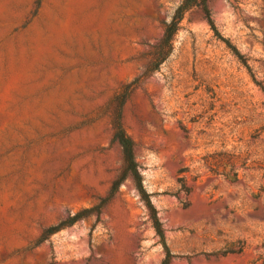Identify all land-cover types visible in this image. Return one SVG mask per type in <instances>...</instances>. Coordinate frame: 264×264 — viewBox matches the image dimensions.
Returning a JSON list of instances; mask_svg holds the SVG:
<instances>
[{
    "label": "rangeland",
    "instance_id": "374dc122",
    "mask_svg": "<svg viewBox=\"0 0 264 264\" xmlns=\"http://www.w3.org/2000/svg\"><path fill=\"white\" fill-rule=\"evenodd\" d=\"M182 1L0 0V264H264V0L189 11L157 67ZM139 78L121 123L164 239L112 192Z\"/></svg>",
    "mask_w": 264,
    "mask_h": 264
},
{
    "label": "trees",
    "instance_id": "16d2710c",
    "mask_svg": "<svg viewBox=\"0 0 264 264\" xmlns=\"http://www.w3.org/2000/svg\"><path fill=\"white\" fill-rule=\"evenodd\" d=\"M209 0H183L178 8L175 10L171 20L166 24L164 29V35L158 45L155 47V57L157 61V67L163 64L167 58L170 56L172 49H173V42L178 34L181 24L184 20L185 15L193 10V9H200L207 13L208 20L211 27L215 30V26L210 19L209 9H208ZM143 78V77H142ZM142 78L137 79L133 82L129 87L125 88L122 94H120L117 98L118 101V112L117 117L114 122V134H113V142L117 143L123 154V169L121 176L119 179L114 182L112 192L119 188V186L128 178H131L136 188L145 203L146 207L149 210L154 228L161 239L163 238V233L161 229V224L158 220L157 213L155 208L152 205L150 195L147 194L146 190L143 186L142 176L139 172V167L135 161V149L132 140L127 136L126 132L123 129L121 123V110L122 105L128 99L132 89L136 87ZM103 203V202H102ZM101 207L94 208L92 210H86L82 213H79L73 217H70L69 220L61 223L58 227H54L49 229L47 232L44 233L42 240H47V237L55 234L62 229L74 225L78 221L85 218L86 213L95 211L96 213L100 212ZM171 259V254L167 251L166 258L163 264H169Z\"/></svg>",
    "mask_w": 264,
    "mask_h": 264
}]
</instances>
